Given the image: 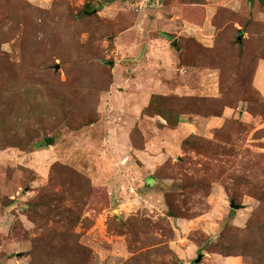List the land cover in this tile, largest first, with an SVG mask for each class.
<instances>
[{
  "label": "rangeland",
  "instance_id": "obj_1",
  "mask_svg": "<svg viewBox=\"0 0 264 264\" xmlns=\"http://www.w3.org/2000/svg\"><path fill=\"white\" fill-rule=\"evenodd\" d=\"M0 264H264V0H0Z\"/></svg>",
  "mask_w": 264,
  "mask_h": 264
},
{
  "label": "trees",
  "instance_id": "obj_2",
  "mask_svg": "<svg viewBox=\"0 0 264 264\" xmlns=\"http://www.w3.org/2000/svg\"><path fill=\"white\" fill-rule=\"evenodd\" d=\"M87 7H88L87 10L90 11V10H91V9H90L91 7H90V6H87ZM91 11H92V10H91ZM161 101H165V103H166V99H165V98H164V99H161ZM158 102H159V101L157 100V98L154 97V98H152L150 104H151V106L153 105V107H154V106H157L156 104H157ZM157 110H160V109H157ZM161 113L164 114L163 111H160V114H161ZM169 117H170V113H169V115L165 116V118H166L167 120H168V119L171 120V118H169ZM169 120H168V121H169ZM178 122H179V120H175V121H174V123H176V124H178Z\"/></svg>",
  "mask_w": 264,
  "mask_h": 264
},
{
  "label": "water",
  "instance_id": "obj_3",
  "mask_svg": "<svg viewBox=\"0 0 264 264\" xmlns=\"http://www.w3.org/2000/svg\"><path fill=\"white\" fill-rule=\"evenodd\" d=\"M174 45H176V43H174ZM59 69H60V66L56 65L55 70L59 71ZM49 142H51V141H49ZM231 207L234 208V209H239L240 208L239 206H235L233 203L231 204ZM200 259H201V257H199V260ZM199 260H198V262H199Z\"/></svg>",
  "mask_w": 264,
  "mask_h": 264
}]
</instances>
